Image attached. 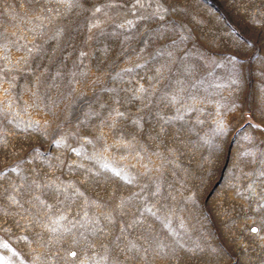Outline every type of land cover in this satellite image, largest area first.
I'll use <instances>...</instances> for the list:
<instances>
[{"label": "rangeland", "instance_id": "1", "mask_svg": "<svg viewBox=\"0 0 264 264\" xmlns=\"http://www.w3.org/2000/svg\"><path fill=\"white\" fill-rule=\"evenodd\" d=\"M0 264H264V0H0Z\"/></svg>", "mask_w": 264, "mask_h": 264}, {"label": "snow or ice", "instance_id": "2", "mask_svg": "<svg viewBox=\"0 0 264 264\" xmlns=\"http://www.w3.org/2000/svg\"><path fill=\"white\" fill-rule=\"evenodd\" d=\"M252 231H254V232H255V231H257V230L254 228V229H252ZM73 255H74V254H73Z\"/></svg>", "mask_w": 264, "mask_h": 264}]
</instances>
